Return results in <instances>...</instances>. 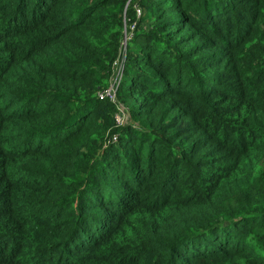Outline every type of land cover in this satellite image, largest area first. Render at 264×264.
<instances>
[{"label": "trees", "instance_id": "1", "mask_svg": "<svg viewBox=\"0 0 264 264\" xmlns=\"http://www.w3.org/2000/svg\"><path fill=\"white\" fill-rule=\"evenodd\" d=\"M0 264H264V0H0Z\"/></svg>", "mask_w": 264, "mask_h": 264}, {"label": "built area", "instance_id": "2", "mask_svg": "<svg viewBox=\"0 0 264 264\" xmlns=\"http://www.w3.org/2000/svg\"><path fill=\"white\" fill-rule=\"evenodd\" d=\"M115 81L109 86V88L105 91V95H107L110 98H113L114 96V87H115ZM121 120V119H118Z\"/></svg>", "mask_w": 264, "mask_h": 264}, {"label": "rangeland", "instance_id": "3", "mask_svg": "<svg viewBox=\"0 0 264 264\" xmlns=\"http://www.w3.org/2000/svg\"><path fill=\"white\" fill-rule=\"evenodd\" d=\"M120 108H121V111H122V112H125V111H123V110H124L123 107H120Z\"/></svg>", "mask_w": 264, "mask_h": 264}]
</instances>
